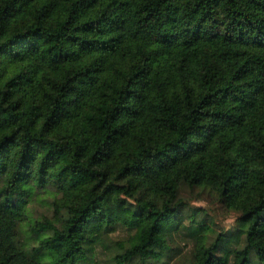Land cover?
I'll use <instances>...</instances> for the list:
<instances>
[{
    "label": "trees",
    "instance_id": "trees-1",
    "mask_svg": "<svg viewBox=\"0 0 264 264\" xmlns=\"http://www.w3.org/2000/svg\"><path fill=\"white\" fill-rule=\"evenodd\" d=\"M0 264H264V0H0Z\"/></svg>",
    "mask_w": 264,
    "mask_h": 264
},
{
    "label": "rangeland",
    "instance_id": "rangeland-1",
    "mask_svg": "<svg viewBox=\"0 0 264 264\" xmlns=\"http://www.w3.org/2000/svg\"><path fill=\"white\" fill-rule=\"evenodd\" d=\"M185 203L186 208L189 211H195L194 223L204 221L207 225H210L214 233L210 236H204L201 238V243L204 246H208L214 239V234L232 229L235 225L236 219L239 215L238 212L227 210L223 207L222 203L218 200L216 195L210 193L208 190L200 191L197 189L188 190L183 189L180 193ZM144 197L142 190L136 191L130 196L126 197L122 194H118L115 197H108V201L105 206V211L112 217H117L127 221L129 216L123 212L121 207L115 206V199H126L129 202H138ZM36 214L45 211L44 207H35ZM39 215V214H37ZM181 245V244H180ZM191 245L189 243L188 247Z\"/></svg>",
    "mask_w": 264,
    "mask_h": 264
}]
</instances>
